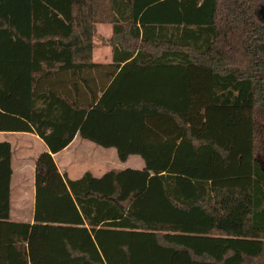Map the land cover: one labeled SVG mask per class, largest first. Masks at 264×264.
<instances>
[{"label":"trees","instance_id":"trees-1","mask_svg":"<svg viewBox=\"0 0 264 264\" xmlns=\"http://www.w3.org/2000/svg\"><path fill=\"white\" fill-rule=\"evenodd\" d=\"M263 9L0 0V133L47 148L33 221L16 223L0 143V264H264ZM98 23L112 27L109 65L92 61ZM76 136L143 167L112 171L102 188L90 172L70 180L53 155ZM143 197L173 227L136 213Z\"/></svg>","mask_w":264,"mask_h":264},{"label":"rangeland","instance_id":"rangeland-1","mask_svg":"<svg viewBox=\"0 0 264 264\" xmlns=\"http://www.w3.org/2000/svg\"><path fill=\"white\" fill-rule=\"evenodd\" d=\"M98 34L99 35H97L96 32L94 36L93 49L96 51V54L103 59V57L107 54H105V52L108 49H111L108 42L111 36L109 38L103 37L105 36V33L101 31ZM0 140L8 141L13 145L16 143L17 147L22 144V146H24L23 148L27 151L25 156L30 157L32 155L27 161V166L30 168L34 161L33 155L37 152L36 145L28 141L30 139L27 137L14 136L0 137ZM16 151L18 152L19 150ZM59 157L56 159V162L62 174H67L71 180H76L79 179L85 172H90L96 179L95 187L97 188L103 187L104 182L108 180L107 178L110 176L112 171H140L143 167L142 161L138 157H134L138 159H129V161L125 164L120 163L114 149H103L97 147L90 142L82 141L79 137H77L75 144L59 155ZM258 158L263 160L261 153L258 155ZM104 178L106 179L103 181ZM131 182L133 183L134 181ZM163 206L162 202L158 199H147L143 197L142 199L136 200L134 209L139 215L148 216L153 220H157L169 227H173L172 216L167 212V208Z\"/></svg>","mask_w":264,"mask_h":264},{"label":"crops","instance_id":"crops-1","mask_svg":"<svg viewBox=\"0 0 264 264\" xmlns=\"http://www.w3.org/2000/svg\"><path fill=\"white\" fill-rule=\"evenodd\" d=\"M104 32L105 36L109 38L112 33V27L110 24L107 23H98L96 25V32L97 35H99V32ZM107 53V54H106ZM106 56L101 59L99 55L96 54V51H92V61L95 64H102V65H109L112 63V56H111V49H108L105 52ZM27 137L28 141L31 143H34L37 147V152L35 155H33V164L28 168L27 161L30 159V157H26L27 154L26 149H24L22 144L17 147V144L14 143V145L8 141H1V142H7L11 146V168H12V176L10 181V220L12 222L16 223H32L33 221V212H34V171H35V161L37 157L47 151L46 146L43 144V142L37 138L35 135L32 134H25V133H0V137ZM78 136L74 138V140L70 143V145L65 148L60 153L53 155V159L57 165V158L59 155H61L64 151H66L68 148L72 147L77 139ZM84 141V140H82ZM27 142V141H26ZM40 145V146H37ZM16 150H19L18 152ZM18 156H17V154ZM61 157V156H60ZM59 157V158H60ZM136 156H131L127 159H138L134 158ZM140 159V158H139ZM141 160V159H140ZM126 161V162H127ZM125 162V163H126ZM123 163V164H125ZM143 165V163H142ZM58 167V166H57ZM59 170V168H58ZM121 171V170H119ZM61 173V171L59 170ZM62 174V173H61ZM67 176V174H65ZM82 177V176H81ZM80 177V178H81ZM68 179L70 177L67 176ZM71 180V179H70ZM77 180V179H76Z\"/></svg>","mask_w":264,"mask_h":264},{"label":"water","instance_id":"water-1","mask_svg":"<svg viewBox=\"0 0 264 264\" xmlns=\"http://www.w3.org/2000/svg\"><path fill=\"white\" fill-rule=\"evenodd\" d=\"M262 14H264V9H263V12H262Z\"/></svg>","mask_w":264,"mask_h":264}]
</instances>
